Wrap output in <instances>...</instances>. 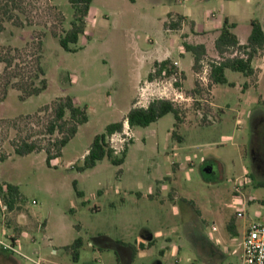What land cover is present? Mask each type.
<instances>
[{
    "label": "rangeland",
    "instance_id": "1",
    "mask_svg": "<svg viewBox=\"0 0 264 264\" xmlns=\"http://www.w3.org/2000/svg\"><path fill=\"white\" fill-rule=\"evenodd\" d=\"M15 2L18 7L12 11L23 25L0 15V45L22 48L40 39L47 87L22 99L10 86L2 97L0 84V180L19 191L11 208L3 210L1 199L0 240L16 235L18 253L0 246V264H125L113 250L91 247L88 241L105 234L134 244L147 228L161 230L163 236L139 248L141 254L129 264H206L197 251L201 233L225 252L221 264H237L246 224L264 221V186H259L264 183V74L258 73L264 71L263 53L253 57L250 76L226 69L227 83L202 81L197 75L202 64L242 56V51L233 48L219 55L216 33H181L182 41L206 45L204 62L195 71L192 55L178 54L179 35L165 30L164 22L167 11L189 14L206 29L228 17L238 23L243 37L251 20L264 21V0H92L75 52L62 49L51 34L70 26L68 0ZM209 13L217 17L208 19ZM168 50L184 73L175 66L179 84L191 97L177 104L181 123L175 126L169 112L146 127H129L125 114L138 100L151 60ZM139 78L144 79L137 85ZM61 96L74 98L88 116L61 156L47 164L43 151L15 154L13 140L43 127L36 120L15 126L10 121ZM116 121H124L119 136L127 145L123 163L104 158L78 171L93 137ZM77 237L82 245L74 260L63 244ZM205 249L207 261L222 258Z\"/></svg>",
    "mask_w": 264,
    "mask_h": 264
},
{
    "label": "trees",
    "instance_id": "2",
    "mask_svg": "<svg viewBox=\"0 0 264 264\" xmlns=\"http://www.w3.org/2000/svg\"><path fill=\"white\" fill-rule=\"evenodd\" d=\"M68 2L73 9L70 26L62 30V33L51 30V34L58 38L62 49L75 52L77 51L75 44L79 36L85 32L86 18L92 0H68ZM17 4L15 0H0V15L3 16L2 18L4 20L10 21L13 25L22 26L23 21L12 11V8L18 7ZM59 14L62 20L63 16L61 13ZM182 20L183 16L177 15L175 21L165 22V28L178 29ZM235 25V23H230L227 18H224L219 34L214 39V47L219 55L233 48L241 50L243 55L223 58L220 61L208 63L209 83L215 85L227 83L224 74L226 69L241 72L246 76L252 75L254 68L251 65V61L258 52L263 53L264 51V25L260 21L251 20V29L245 44H240L236 34L232 31ZM2 28L0 24V30ZM183 47L191 53L192 68L196 71L201 65L200 63L204 62L203 60L206 55L205 46L203 44L184 42ZM40 59V39L33 41L31 44H26L22 48L0 45V63L3 64V71L0 72V84L3 87L2 97H4L9 86L18 90L20 92V98L22 99L37 95L46 89L47 80ZM173 69H175V65L168 59L154 62L147 77L151 79L153 77L165 76L170 74ZM169 112L174 115L176 120L175 126H178L182 121L180 111L176 104L168 100H154L146 108L132 107L128 110L124 120L129 127H146ZM24 120L29 122H32V120L39 121L43 128L42 131L36 134L29 133L25 137L13 140L11 145L14 153L22 156L43 151L45 153L46 163L50 164L51 160L61 156L62 148L74 137L79 126L87 122L88 116L85 107L79 105L74 98L61 96L44 104L35 113L17 117L10 122L15 126L19 121ZM123 122L116 121L107 124L103 132L93 137L83 157L82 164L77 167L78 171L92 168L98 161L104 158L115 165L123 163L127 152V145L123 146L119 154H115L107 140L111 134L122 132ZM204 122L205 119H203V124H205ZM172 136H175L174 131L172 132ZM177 139L180 140V137H177ZM259 186H264V183H260ZM76 194L78 196L82 195L77 190ZM18 197L19 191L16 185L8 182L0 183V200L3 199L7 207L11 208ZM227 228L232 233H235L231 223L227 224ZM81 245L82 239L77 237L72 243L64 246V249L70 251L73 259L76 260L78 249ZM0 252L2 253L1 249ZM3 255L7 256L5 253Z\"/></svg>",
    "mask_w": 264,
    "mask_h": 264
},
{
    "label": "crops",
    "instance_id": "3",
    "mask_svg": "<svg viewBox=\"0 0 264 264\" xmlns=\"http://www.w3.org/2000/svg\"><path fill=\"white\" fill-rule=\"evenodd\" d=\"M90 14H91V9L89 10L88 16H90ZM169 14H170V17H169ZM177 15L183 16V20H182V23H181L180 27L178 29L165 28V22L175 21ZM216 17H217V15L214 14V13H209L207 15L208 19H213V18H216ZM227 19H228V22L236 24L235 27L232 28V31L236 34V36H237V38L239 40V43L240 44H245L246 40H247V37H248V35L250 33L251 26H250V29L246 32V34L243 35V37H240L238 35V33H237L238 23L230 20V18H228V17H227ZM223 20H222V22L218 23V25L215 26V28L206 29V28H203L201 26H198L197 23H196V20L194 18H192V16H190L189 14L178 13V12H173V11H167L166 19H165V22H164V28L167 31L175 32L176 34L179 35L181 43H180V45H178V54L179 55H183L184 53H190V52H188V51H186L184 49V47H183V43L184 42H187V43H190V44H203L205 46V48H206V45L204 44L203 41L188 42V41L183 40L184 41L183 42L182 39H181V33L184 34L185 36L187 34H191V35H194V36H202V34L216 33V35H215V38H216L217 35L219 34V30H220V28L222 26ZM261 23L264 25V21L261 22ZM165 59L170 60L172 62V64H174L175 66H177L179 68V70H181L180 67H179V61L177 59H174V58L171 57V51L170 50L164 52L162 55H160L157 58H154L153 60H151L150 66L152 67L154 62H159V61H162V60H165ZM151 67H150V69H151ZM147 72L149 73V71H147ZM181 72L183 73L182 70H181ZM148 73H147V75H148ZM258 73L259 74H264V71L260 70ZM143 79L144 78H139L138 81H137V85ZM130 108H132V103H131L130 107L128 108V110ZM262 116H261L260 119L262 121H264V114H262ZM86 152H87V149L84 151V153L82 155H85ZM55 159H57V158H55ZM1 182H5V181H1L0 180V183ZM198 217H199V220L201 221L199 214H198ZM170 232H172V229H170ZM242 233H243V231H242ZM162 236H163V232L161 230H151L150 228H147V229H145L142 232V234L137 235L134 238V244L131 243L129 240L124 239V238L113 239V238H111V237H109V236H107L105 234H98L96 237L93 238V240H89L88 241V245L91 246V247L96 245L97 247H99L101 249L113 250L120 262L125 263V264H129V263H132L134 261L135 257H137L139 254H141L138 251L139 248H142L144 246L150 245L153 241H155L157 238L162 237ZM74 239L75 238H73L70 242H72ZM241 240H242V236H241ZM8 242H11L13 244V246L15 247V245L17 243L16 235L11 234L10 237H9ZM70 242L69 241L65 242L63 245L66 246V245L70 244ZM196 242L198 243L197 251L200 254V256L202 257V259L205 261L206 264H221L223 262V260L226 258L225 252L223 250H221L220 248H218L208 238V236H205L204 233L200 234V237L196 239ZM239 245H241V243ZM205 248H209L210 251L213 252V253L214 252L219 253L222 256V258L220 260H217V261H214V262L210 261V260L207 261L210 258V256L208 254H206V252H205L206 249ZM15 249H16V247H15ZM171 250H173V251L175 250L174 246L171 247ZM234 252L235 253L237 252L236 248H234ZM235 253H231V255L235 254ZM240 263H241V253L238 256V261H237V264H240ZM158 264H160V263H158Z\"/></svg>",
    "mask_w": 264,
    "mask_h": 264
},
{
    "label": "built area",
    "instance_id": "4",
    "mask_svg": "<svg viewBox=\"0 0 264 264\" xmlns=\"http://www.w3.org/2000/svg\"><path fill=\"white\" fill-rule=\"evenodd\" d=\"M262 56L264 57V51ZM204 69L198 75L199 80L208 79V64H203ZM163 79L153 77L146 79L138 88V100L135 102L134 107L146 108L150 102L154 100H168L173 104H181L183 101L191 100L190 96L185 95L180 83V72L173 69L168 75L161 76ZM167 80V81H166ZM154 92L156 96H154ZM142 98V99H141ZM127 124V122L125 121ZM125 134H127L125 132ZM120 133L111 134L107 140L109 146L118 154L124 146V138H119ZM120 142V143H118ZM1 203V200H0ZM2 209H7V206L2 205ZM238 217H243V214L237 213ZM215 229V226H212ZM0 246L8 251L18 253L11 242L0 240ZM241 263L240 264H264V221L250 220L242 233L241 240Z\"/></svg>",
    "mask_w": 264,
    "mask_h": 264
},
{
    "label": "water",
    "instance_id": "5",
    "mask_svg": "<svg viewBox=\"0 0 264 264\" xmlns=\"http://www.w3.org/2000/svg\"><path fill=\"white\" fill-rule=\"evenodd\" d=\"M206 171V170H205Z\"/></svg>",
    "mask_w": 264,
    "mask_h": 264
}]
</instances>
